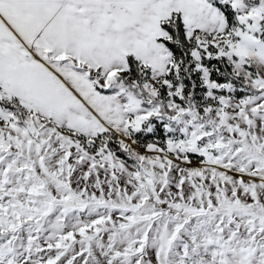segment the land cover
Wrapping results in <instances>:
<instances>
[{
    "label": "snow or ice",
    "instance_id": "snow-or-ice-1",
    "mask_svg": "<svg viewBox=\"0 0 264 264\" xmlns=\"http://www.w3.org/2000/svg\"><path fill=\"white\" fill-rule=\"evenodd\" d=\"M0 264H264V0H0Z\"/></svg>",
    "mask_w": 264,
    "mask_h": 264
}]
</instances>
